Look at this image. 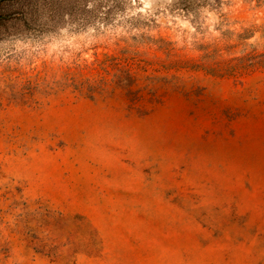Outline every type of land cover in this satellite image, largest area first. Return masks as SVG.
I'll list each match as a JSON object with an SVG mask.
<instances>
[{
  "label": "rangeland",
  "instance_id": "rangeland-1",
  "mask_svg": "<svg viewBox=\"0 0 264 264\" xmlns=\"http://www.w3.org/2000/svg\"><path fill=\"white\" fill-rule=\"evenodd\" d=\"M188 2L86 48L96 0L0 1V264H264V0Z\"/></svg>",
  "mask_w": 264,
  "mask_h": 264
},
{
  "label": "clouds",
  "instance_id": "clouds-1",
  "mask_svg": "<svg viewBox=\"0 0 264 264\" xmlns=\"http://www.w3.org/2000/svg\"><path fill=\"white\" fill-rule=\"evenodd\" d=\"M96 3L101 5L97 14L99 18L89 22L87 30L79 37L74 36L68 43L86 39V48H89L93 44L108 41L106 37L127 38L142 31L152 34L164 28L174 34L180 46L186 43L191 48L201 39L202 34H205V29L207 34H215L214 28L219 23L218 11L207 5L194 9L188 0H138V3L137 0H132V6L123 13L117 12L112 23L108 24L104 22V16L110 5L105 6L106 0H96ZM202 3L203 0H197V4ZM94 6L93 3H89L87 11H91ZM221 7L222 11H227L223 5ZM64 18L68 19V15L65 14ZM137 19H142L148 28H133L131 21ZM53 50H50V54Z\"/></svg>",
  "mask_w": 264,
  "mask_h": 264
},
{
  "label": "water",
  "instance_id": "water-1",
  "mask_svg": "<svg viewBox=\"0 0 264 264\" xmlns=\"http://www.w3.org/2000/svg\"><path fill=\"white\" fill-rule=\"evenodd\" d=\"M0 1H3V0H0Z\"/></svg>",
  "mask_w": 264,
  "mask_h": 264
}]
</instances>
